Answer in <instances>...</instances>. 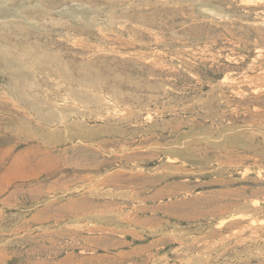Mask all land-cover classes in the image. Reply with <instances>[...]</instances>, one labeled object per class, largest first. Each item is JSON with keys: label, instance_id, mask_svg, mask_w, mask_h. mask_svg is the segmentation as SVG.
Instances as JSON below:
<instances>
[{"label": "rangeland", "instance_id": "374dc122", "mask_svg": "<svg viewBox=\"0 0 264 264\" xmlns=\"http://www.w3.org/2000/svg\"><path fill=\"white\" fill-rule=\"evenodd\" d=\"M40 1L0 15V264H264V0Z\"/></svg>", "mask_w": 264, "mask_h": 264}, {"label": "bare ground", "instance_id": "6f19581e", "mask_svg": "<svg viewBox=\"0 0 264 264\" xmlns=\"http://www.w3.org/2000/svg\"><path fill=\"white\" fill-rule=\"evenodd\" d=\"M8 0H0V15H2V16H8L9 14H11L10 12H9V10H10V7L8 6V4L10 5V2H11V0H9L10 2L8 3L7 2ZM43 1V0H42ZM48 1V0H47ZM51 1V0H50ZM68 0H53V4H54V6L53 7H55V5L58 3V6L57 7H59V5L60 4H62L61 2H67ZM75 1H77V0H75ZM79 2H83V3H87L88 4V6H86V7H81V9L79 10V15H80V18H82V20H81V23L80 24H82L80 27L81 28H83V29H85V30H87V32H92V31H94V29L96 28V25H99L100 23H96L97 22V20H95V19H93L92 17H91V15L92 14H96V13H100V11L99 10H97L96 8H95V6L99 3V2H101V0H78ZM193 2H197V1H201V0H192ZM41 3V1L40 0H38V2L37 3ZM105 2L107 3V5H109V7H111V8H117L118 6H119V4H118V0H105ZM260 3V2H259ZM262 3V2H261ZM50 4V3H49ZM64 4V3H63ZM257 4H258V2H257ZM45 5H47V4H45ZM45 5H44V7H45ZM52 5V4H51ZM38 6L41 8L40 9V11L41 12H50V10H48V11H45V9L43 8V5H40V4H38ZM38 6H36V7H38ZM38 7V8H39ZM52 7V8H53ZM48 8V7H47ZM56 8V7H55ZM134 7H132V9H133ZM77 10V9H76ZM177 10H179V9H177ZM59 13H61V12H59ZM64 13V12H63ZM62 13V14H63ZM74 13H76V11L74 12ZM166 13V12H165ZM176 13V12H175ZM32 14V13H31ZM49 14V13H48ZM47 14V15H48ZM44 15V14H43ZM64 16V15H63ZM65 16H66V14H65ZM78 16V15H77ZM156 16V15H155ZM39 17V16H38ZM72 22V21H71ZM74 23V22H73ZM72 23V24H73ZM154 23V22H153ZM156 23V22H155ZM59 24V23H58ZM77 24V23H76ZM29 25V24H28ZM27 25V26H28ZM62 25V24H61ZM68 25V24H67ZM43 26H44V24H43ZM45 26H47V25H45ZM63 26H64V23H63ZM76 27H77V25H75ZM74 26V27H75ZM33 27V26H32ZM42 27V26H41ZM79 27V26H78ZM64 29V28H63ZM65 30H68V29H65ZM84 30V31H85ZM77 31H79V29H77ZM81 31V30H80ZM82 33V32H81ZM84 33V32H83ZM71 38V37H70ZM73 38V37H72ZM9 49V48H8ZM7 50V49H6ZM10 50V49H9ZM9 52H11V50L9 51ZM16 53V52H15ZM8 55V54H7ZM14 55H12V57H13ZM15 57H17V56H15ZM15 59V58H14ZM16 60V59H15ZM14 61V60H13Z\"/></svg>", "mask_w": 264, "mask_h": 264}]
</instances>
